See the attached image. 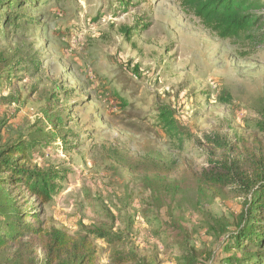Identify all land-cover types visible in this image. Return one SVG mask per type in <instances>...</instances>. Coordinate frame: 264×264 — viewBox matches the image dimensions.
I'll return each instance as SVG.
<instances>
[{
    "label": "rangeland",
    "instance_id": "374dc122",
    "mask_svg": "<svg viewBox=\"0 0 264 264\" xmlns=\"http://www.w3.org/2000/svg\"><path fill=\"white\" fill-rule=\"evenodd\" d=\"M36 2L20 8L30 22L0 36L16 69L0 92V127L4 141L30 138L41 126L53 135L44 109L68 108L67 142L49 141L31 161L62 176L53 223L72 233L105 226L142 255L172 264L177 249L168 246L163 222L176 218L192 232V244L215 254V264L232 254L224 244L249 197L229 188L215 198L200 195L198 180L210 158L226 154L206 135L264 149L257 126L264 119V41L223 39L180 0H131L128 7L120 0ZM254 3L262 21L251 32H264V0ZM162 104L194 133L182 147L156 131ZM154 162L170 166L179 183L160 207L141 177Z\"/></svg>",
    "mask_w": 264,
    "mask_h": 264
},
{
    "label": "trees",
    "instance_id": "16d2710c",
    "mask_svg": "<svg viewBox=\"0 0 264 264\" xmlns=\"http://www.w3.org/2000/svg\"><path fill=\"white\" fill-rule=\"evenodd\" d=\"M35 1L38 2L0 0V36L8 26L18 27L30 22L28 10L24 12L20 8ZM180 2L193 11L206 29L223 39L246 35L251 42L264 41L263 31L251 32L262 21L261 15L251 11L256 5L254 0ZM130 3L131 0L119 2L122 7ZM13 63V56L0 50V92L12 83L16 70ZM221 96L225 102H231L230 93L224 92ZM51 99L57 100L54 95ZM68 112V108L59 109L51 104L44 109L45 120L56 133L53 135L45 133L41 126L30 138L4 141L0 127V264H161L158 254L142 255L128 247L122 233L105 226L82 225L80 231L72 233L53 223V201L61 191L62 176L56 170L40 168L31 161L38 159L39 149L51 142L59 138L67 142V134L62 129ZM157 123L156 131L180 147L194 138L193 131L176 116L171 105L158 107ZM257 126L264 135V119L258 121ZM205 138L226 154L221 160L209 159L210 168L203 170L198 180L199 194L215 198L229 188L237 196L249 197L245 210L234 220L236 229L228 233L224 244V251L233 253L217 264H264V149L252 147L246 141L242 148L232 147L217 135ZM141 177L159 207L168 194L178 189L172 168L164 163L146 165L141 169ZM226 223L217 220V227L225 234L228 232ZM163 228L168 246L177 249L172 264H215L212 251L192 244V232L182 220H165Z\"/></svg>",
    "mask_w": 264,
    "mask_h": 264
}]
</instances>
